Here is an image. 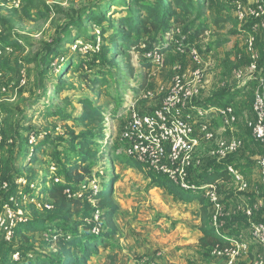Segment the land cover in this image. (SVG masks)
Here are the masks:
<instances>
[{"label": "rangeland", "instance_id": "1", "mask_svg": "<svg viewBox=\"0 0 264 264\" xmlns=\"http://www.w3.org/2000/svg\"><path fill=\"white\" fill-rule=\"evenodd\" d=\"M97 1L20 0L16 7L0 0V26L5 35H12L21 44L18 48L7 47L0 51V217L7 220L9 213L6 210L9 209L16 218L22 219L19 226L35 223L38 218L50 220L58 209L41 191L47 186L60 185L62 181L69 185L66 189L68 199L81 197L92 204L94 211L98 208L92 197L102 189H110L120 208L119 219L114 220L117 236L110 239L112 245L108 249L99 247L90 264H131L133 261L137 264H179L169 255L167 238L155 234L152 229L166 218L165 210L168 214L173 213L170 209L177 207V201L169 197L166 188L154 184L159 176L143 162L130 158V144L123 134L135 113L148 115L162 105L176 76L185 81L192 80V73L197 68L192 50H196L203 75L190 114L196 117L197 108H208L212 101L222 98L232 105L236 120L225 125L224 118L217 115L210 128L217 140L241 141L240 150L232 156L250 186L244 193L230 183L222 185L220 192L225 213L219 224L225 230L242 234L241 241L247 250L235 260L218 255L215 250H205L198 253L197 264L264 263V246L251 236V222L264 223V210L248 216L242 206V199L247 198L248 209L254 211L256 198L264 196L259 163L261 157L264 158V149L259 147L261 144L255 140L249 126L256 119L253 103L260 80L264 79V15L255 17L248 13L256 8V1L247 4L246 0H240L230 7V14L224 12L219 0L203 1L206 17L201 25L208 28L205 35L194 41L191 34L185 36L177 29L166 37L171 49L164 54L149 50L150 40L143 38L139 49L128 52L135 70L133 75H130L126 58L113 54L119 50L120 42H114L111 28L106 24L101 33L96 25L89 23L88 36L74 42L71 39L60 42L64 27L78 18L80 10ZM112 11L119 9L113 7ZM42 12H47V16L42 17ZM217 14L230 16L233 22L215 25L213 19ZM120 15H108V20L118 19ZM68 32L75 34V29ZM228 36L227 43L216 45L217 39ZM254 54L258 70L250 75L247 69ZM112 57L116 58L115 63L106 62ZM67 64L68 73H63ZM238 70H244L241 79L235 76ZM103 72L104 83L87 82L81 75L88 73L90 80H96ZM59 82H63L66 90L56 89ZM143 84H146L144 89ZM82 99L100 106L103 120L94 123L77 121L75 118L83 109ZM86 140L97 142L100 147L84 151L80 146ZM37 144L42 145L39 150ZM214 149V142L200 140L193 156L194 165L187 172L189 178L207 169L222 168L224 161L214 157ZM32 152L34 155L29 158ZM83 153H88L92 160L86 164L85 179L76 185L67 173L70 168L81 166ZM4 184H7L6 188ZM156 193L168 203H159L165 210L153 201ZM96 217L94 221H87L92 224V236L102 234L107 228L105 220ZM82 221L78 215L67 223ZM60 222L67 224L63 220ZM27 228L20 227L21 232L12 243L0 230V264H32L27 261L28 255H24L19 263L12 262L11 256L19 248L24 253L33 252L42 260H56L55 233L63 238L71 235V230L67 231L69 227L59 223H49L48 228L39 233ZM80 233L91 234L85 233L83 227ZM116 252V259H109V255Z\"/></svg>", "mask_w": 264, "mask_h": 264}, {"label": "trees", "instance_id": "2", "mask_svg": "<svg viewBox=\"0 0 264 264\" xmlns=\"http://www.w3.org/2000/svg\"><path fill=\"white\" fill-rule=\"evenodd\" d=\"M203 1L205 0H99L80 10L78 12V18L71 22L69 26L64 27L60 42L70 39L74 42L78 38L88 36V26L90 25H96V27L101 30V33L105 31V27L108 25L111 28L113 38L115 39L114 42H120L119 50L116 49L113 54L115 57L122 56L126 58V65L128 66L130 75H133L135 70L131 61V56L128 52L133 48L139 49L143 38L150 40L148 43L149 50H154L157 54H164L171 49V44L167 41V38L170 37L177 29H181L185 36L191 34L194 41L205 35L208 28L201 25L204 17H206L204 12L206 6L203 4ZM219 1L223 6L224 12L230 14V7H233L234 4L240 0H234L233 4L224 3L223 0ZM261 1L264 5V0ZM246 2L248 3L247 0ZM113 7L118 8L119 11H112ZM42 13V17L47 16V12ZM118 13H121L118 19L108 20V15ZM122 13L125 15H122ZM258 20L260 19L258 18ZM106 22H108V24ZM232 22L233 18H230V16H223L221 14H217L213 19V23L215 25L228 24ZM89 23L92 24L89 25ZM71 29H75V34L68 32ZM0 31V51H5L7 47L18 48L21 46L20 42H17L16 39L12 38V35H5L1 26ZM228 41L229 36L221 37L216 40V45H222ZM53 51H56V48ZM113 58L114 57L107 58L106 62L115 63L116 58ZM67 66L68 64L66 65V68L63 69V73H68ZM80 70L83 71L84 69L81 68ZM81 75L84 80L92 82L93 84L106 82V79L103 80L105 77L104 72L100 73V76H96V80H90L88 73H81ZM141 87L142 89L146 88V84H143ZM56 89L62 92L66 90V86L63 82H59ZM81 104L83 105V109L75 118L77 121L82 123H94L96 121L103 120V109L100 106L94 105L87 99H82ZM210 105L232 106L223 98L219 101H212ZM53 113L48 112V114ZM39 138L40 134L36 137V139L39 140ZM41 146L42 145L39 144L37 146V150H39V147ZM98 147H100V144L94 141L91 142L90 140L81 142L80 146V148L84 151H92L93 148ZM259 147L264 149V146L262 145H259ZM29 149H31V145L29 146ZM33 153L34 152H32V155L28 154L29 158L34 155ZM88 153L81 154V166H74L70 168L67 173L68 177L72 179L76 185H78L86 177L85 173L88 171L86 164L92 160V157ZM224 163L233 164L240 171L238 164L234 162V157L231 156L221 163V166H223L220 170H213V168H211V170L207 169L197 175V180H201L206 184L218 181L219 192H222V185H229L230 183L237 185L232 179V176L228 173V170L224 168ZM79 170L82 171L83 174H81ZM157 176H159V178L154 180V184L157 187L166 188L167 193L170 196H173L177 202L184 205L191 204L194 201H198L200 203V211L196 214V216H199L201 219V226L199 229L202 236L198 239V245L201 248L224 251L233 248L236 242H240L237 238V232L220 228L219 230L221 233H218L213 227L212 216L208 210V201L202 192L184 191L168 177L163 175ZM59 183L60 185L47 186L41 191V193L46 194L49 199L53 201L54 208L58 209L56 211V215L50 220L38 218L35 220V223L26 222V225L22 224L17 229V234H19V232H21L20 227L24 228V226L28 227L27 229L31 231H38L37 233L46 230L49 223H54L56 225L59 223L62 227H69L67 231L71 230V235H68L67 238L61 237L57 234V232L55 233L56 235H54L53 231L51 232L54 236L58 237H56V240H53V244L57 247L56 256L58 259L51 261L49 258H46L48 260H42L40 257L38 258L36 255H33V252L31 254V251L24 253V251L20 248L19 249L23 255L26 257L28 255L27 261H30L32 264H49L50 262L51 264H90L92 255L98 253L99 247L108 249L110 245H112V241L110 239H114L117 236V226L114 220L119 219L120 208L114 200L110 189H108L109 191L102 189L92 197V199L97 202V204H94L95 207L98 208L97 211H94L92 204L88 203L81 197L71 200L68 199L65 190L69 188V185L64 181ZM249 187L248 183L247 190ZM247 190L242 192L245 193ZM261 197L264 199V196ZM107 209H109V212L105 213ZM98 211V219L105 220L107 228L102 234L92 236V224H87V221L90 219L94 221V213L96 214ZM78 215L82 217L84 221L80 223L71 222L72 224L68 225L67 221H71ZM61 220L66 221L67 224H65V222H60ZM259 222L263 221H258V223ZM81 227H83L85 233L91 234L89 236L82 235L80 233ZM117 253L118 252L109 255V259H116Z\"/></svg>", "mask_w": 264, "mask_h": 264}, {"label": "built area", "instance_id": "3", "mask_svg": "<svg viewBox=\"0 0 264 264\" xmlns=\"http://www.w3.org/2000/svg\"><path fill=\"white\" fill-rule=\"evenodd\" d=\"M4 1L13 3L16 7L20 4V0ZM223 1L227 4L234 2L233 0ZM255 1L254 7L256 8L249 10L250 12L248 13L255 17H260L264 15V5L261 0ZM237 3L235 4L237 5ZM238 9L237 13L240 16ZM240 17L242 18V15ZM192 51L197 64L196 70L192 73V80L185 81L183 78L176 76L170 91L164 97L162 105L148 115L140 116L135 113L131 117L123 136L130 144L128 149L130 158L143 162L156 175L167 176L184 191L202 192L209 204L213 227L218 233H221L219 222L222 216H224V205L220 196L218 181L206 184L201 180H197V175L192 179L189 178L187 172L194 165L193 156L200 140L214 142L215 149L212 154L221 161H225L236 154L240 150L242 143L237 139L217 140L215 132L210 128L212 121L217 115L224 118L225 125L232 124L236 120L235 109L232 106L210 105L208 108H197L196 117L190 114L193 99L200 92L203 75L202 68L199 67V55L196 50ZM257 70L258 65L254 54L247 73L252 75ZM235 76L241 79L244 76V70L236 71ZM253 109L256 119L249 126L253 131L255 140L264 146V79L260 80V86L255 94ZM259 163L261 164L262 184L264 186L263 157H261ZM224 166L236 182L238 190L241 192L247 190L248 183L245 176L233 164L224 163ZM6 187L7 184H4V188ZM11 201L15 200L11 198ZM6 211L9 213V216L7 220L0 217V230H3L6 240L12 243L17 236V229L19 224L22 223V219L16 218L9 209ZM244 212L248 216H252L253 214L252 209H248V207ZM96 214V219H98L99 212ZM251 236L255 241L264 246V223L251 222ZM246 250L247 246L245 244L236 242L231 249L224 251L215 250V252L218 255L228 256L234 260ZM23 258L24 255L20 249H15L11 256L12 262L17 263L21 262ZM262 262L256 264H264Z\"/></svg>", "mask_w": 264, "mask_h": 264}, {"label": "crops", "instance_id": "4", "mask_svg": "<svg viewBox=\"0 0 264 264\" xmlns=\"http://www.w3.org/2000/svg\"><path fill=\"white\" fill-rule=\"evenodd\" d=\"M247 1V4L253 3V0ZM156 194L157 195L152 198L153 201L156 202L158 206H160V208L164 209L159 203L165 205H167L168 203L166 204L165 200L161 198V195H159V193ZM169 197L171 199H175L173 196ZM256 201L257 202L255 204V210L257 211H252L254 214H259L264 210V199L256 198ZM175 203L177 207L170 209L173 211L172 214H168V211L164 209L166 211V218L163 220L164 224L161 225L163 221L158 222L157 224L159 226H153V228H151L154 230L155 234L162 235L164 238H167L166 241L168 244V248L170 249L169 255L172 260L179 262V264H197V259L199 258L200 253L205 252V250H208L203 249L198 245V239L202 236V233L199 229L201 226V219L199 218V216H196V214H198V212L200 211L201 205L198 201H194L193 203L188 205H184L182 203L177 202ZM247 203V198H243L242 206L244 210L248 207ZM166 207L168 208V206ZM254 214H252V216ZM165 226L168 228L166 229ZM220 228H223L222 224H219V229ZM165 230L169 232L165 233ZM237 238L238 241L242 242V234H238ZM230 260L232 259L230 258ZM131 264L137 263L136 261H133Z\"/></svg>", "mask_w": 264, "mask_h": 264}]
</instances>
